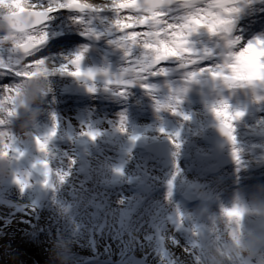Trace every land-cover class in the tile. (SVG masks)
Here are the masks:
<instances>
[{"label":"rangeland","instance_id":"1","mask_svg":"<svg viewBox=\"0 0 264 264\" xmlns=\"http://www.w3.org/2000/svg\"><path fill=\"white\" fill-rule=\"evenodd\" d=\"M222 1L173 0L163 11L173 23L192 6L230 23L246 12L245 36L230 40V23L213 32L202 24L187 38L189 55L154 70L146 62L136 68L140 47L126 56L113 43L123 33L112 25V0H88L94 11L60 8L23 31L0 19V264H127L132 257L149 264H264V16L249 17L264 9V0ZM32 3L47 12L60 0ZM9 10L0 2V16ZM25 42L31 48L17 51ZM249 45L254 75L236 77L235 57ZM45 47L53 49L41 52ZM81 52V69L97 72L93 80L60 71L71 70ZM128 68L136 69L121 75ZM100 70L109 73V84ZM78 78L95 91L74 92ZM153 94L160 97L154 108L145 103ZM16 98L31 101L21 116ZM225 102L230 113H243L232 122L235 143L227 148L238 160L211 174L213 162L196 155L210 154L202 138L220 124L213 108ZM160 141L170 143L166 169L143 148ZM233 209L240 215L226 214Z\"/></svg>","mask_w":264,"mask_h":264},{"label":"snow or ice","instance_id":"2","mask_svg":"<svg viewBox=\"0 0 264 264\" xmlns=\"http://www.w3.org/2000/svg\"><path fill=\"white\" fill-rule=\"evenodd\" d=\"M0 2L7 3L10 5V10L5 12L0 19H5L12 23L17 20L23 19L27 16H43L44 12L38 11L39 6L32 3V0H0ZM170 3V0H112L111 7L116 13V19L112 21V25L123 35L116 41H113L118 47L124 49L125 55L130 54V50L133 47H140L142 49V56L137 62L143 60H152L151 69L169 58H177L181 55H189L187 51L188 47V36L198 31V26L204 24L207 26L209 32H213L217 25L230 23V21L219 20L211 13L198 12V9L194 6L189 7L187 13L181 17L180 22L173 23L170 20L165 19L167 13L163 11L164 7ZM30 5H32L30 7ZM204 7V6H203ZM60 8H66L70 10H77L84 12L87 10H96L94 6L88 2V0H60V3L56 8L48 7L47 16L49 13L59 10ZM202 8V7H201ZM127 11L130 15L124 16L123 12ZM232 11H235L233 9ZM46 20V19H45ZM44 20V21H45ZM43 21V23H44ZM39 27L40 24L35 25ZM137 26L142 27L145 30L137 31ZM44 36L39 37L35 47L40 45ZM83 59V52L78 53L71 59V70L67 67H62L61 72L67 71V74L74 77H87L89 80H93L97 75L96 70L88 69L86 71L81 69V61ZM236 63L232 65L236 77H248L254 75L256 66V53L253 51L252 45L240 51L236 57ZM136 68L124 69V73H129ZM101 74L108 77L106 84L111 79L109 73L106 70H100ZM141 74V73H140ZM139 74V75H140ZM134 81L129 80L128 84ZM120 84H123L120 81ZM89 92L95 91L93 86L88 87ZM123 95L124 93H119ZM175 112V109H173ZM213 112L220 123V130L222 134L228 137L230 141L235 143V137L233 135L234 128L232 122L243 115L242 112L236 111L234 113L229 112V106L227 103H222L219 107H214ZM55 119V117H53ZM184 119L189 117L184 116ZM120 131H125L123 117L121 118ZM163 132V129H161ZM91 139H95L98 132H87L85 133ZM51 135V133L49 134ZM178 135V133H177ZM133 140L136 137L132 138ZM41 150H44L45 144L39 139L37 140ZM179 147V144H176ZM233 157L238 160L237 152L233 151ZM45 168L47 163L43 162ZM44 175L47 177L48 172L45 171ZM63 179V177H61ZM47 183V181H45ZM23 190V189H22ZM229 216L240 215L238 209L225 210Z\"/></svg>","mask_w":264,"mask_h":264},{"label":"water","instance_id":"3","mask_svg":"<svg viewBox=\"0 0 264 264\" xmlns=\"http://www.w3.org/2000/svg\"><path fill=\"white\" fill-rule=\"evenodd\" d=\"M229 0H223L221 2V6H225L228 4ZM173 0H170V3L167 5L171 4ZM45 15L43 16H27L24 17L23 19L17 20L15 23H12L10 21H7L5 19H1L3 22H5L10 28L16 30V31H22L26 29H31L36 27L35 25L37 23L42 24L43 21L47 18V12H44ZM50 14V13H49ZM45 22V21H44ZM198 36L195 37L197 39ZM31 48V45L28 42H25L21 45H18L16 47L17 51H27L28 49ZM145 61V60H143ZM153 62H150L149 64L152 65ZM216 78H212L209 80V82H215ZM80 82H86L85 79H77L72 83V89L75 92L79 93H90L88 91V87L92 85H81L79 84ZM31 106V101L28 100L27 98H24L23 101H19L17 98L15 99V113L18 116L23 115L26 113ZM209 133L211 134L210 137L204 136L203 139L212 147L210 151V155H204V156H199L197 155L198 160H205V161H213L215 162L211 168H210V173L215 174L220 167L225 168L228 165L233 163V156L227 152V154H224V149L229 147L231 144V141L228 139L227 136L222 134L220 130V124L215 125ZM170 143L168 141H160V142H153L146 144L144 146V150L147 153L153 154L156 158L158 159H163L161 162V165L164 169L168 168L171 164V156H170V149H169ZM1 163V159H0ZM143 191L145 193L148 192L147 187H143ZM46 190L43 191V196H45ZM182 198L187 199L189 201H195L196 197L192 193H185L182 194ZM127 264H149L146 262L144 259L139 258V257H132V259L127 263ZM163 264V263H159Z\"/></svg>","mask_w":264,"mask_h":264},{"label":"bare ground","instance_id":"4","mask_svg":"<svg viewBox=\"0 0 264 264\" xmlns=\"http://www.w3.org/2000/svg\"><path fill=\"white\" fill-rule=\"evenodd\" d=\"M201 7H203V5H200ZM264 8V7H263ZM263 16H264V9H261V11H259V12H257V13H251L250 15H249V17L251 18V21L252 22H254V21H257V20H259V19H262L263 18ZM231 17V23H230V25L232 24V32H231V34H230V37H229V39L230 40H232V41H234V40H236L237 38H239L240 36L242 37V36H245V34H243L242 33V30H241V27L242 26H245V25H247L248 24V18H247V16H246V12L243 14V15H241V16H238V17H236V18H234L233 16H230ZM232 18H234V19H232ZM239 26V27H238ZM251 38H256V36L254 35V34H252L251 36H250ZM76 39V38H75ZM241 44H243V45H245L246 44V41L245 40H240L239 41ZM238 42V43H239ZM71 43H73V42H71ZM237 43V44H238ZM75 45H77V44H75ZM49 47H52V46H54V43H50L49 45H48ZM49 49H53V48H49ZM49 49H47L46 50V47L45 48H43L42 49V51L41 52H43V51H45V53H48V51H49ZM234 49H236L235 47H233V50H232V52H233V56L232 57H235V51H234ZM47 55V54H46ZM210 63V62H209ZM201 65H203V63H201ZM25 67H27L28 66V64H25L24 65ZM5 85H3V83H0V89L1 88H3ZM241 87V85H239V86H235V87H232L233 88V90L234 89H239ZM17 90H19V92L21 93L22 92V90L21 89H17ZM160 102V97L159 96H157V95H152V96H147V97H145V103H146V105L147 106H151L152 108H154L155 107V104L156 103H159ZM183 102H185V104H193L192 103V101H190V100H185V101H183ZM144 108H147L146 106H143ZM161 112H159L160 114L163 112L162 110H160ZM5 112L4 111H1L0 110V116L1 115H3ZM173 114V112H170V114L169 115H172ZM260 115H262L263 116V121H264V112H262ZM0 126H2V124H0ZM154 178V180L155 181H157V178L156 177H153Z\"/></svg>","mask_w":264,"mask_h":264}]
</instances>
